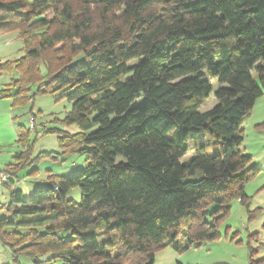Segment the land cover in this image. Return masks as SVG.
I'll use <instances>...</instances> for the list:
<instances>
[{
	"label": "trees",
	"instance_id": "obj_1",
	"mask_svg": "<svg viewBox=\"0 0 264 264\" xmlns=\"http://www.w3.org/2000/svg\"><path fill=\"white\" fill-rule=\"evenodd\" d=\"M12 30L24 46L6 64L20 74L14 104L34 86L61 90L72 102L64 121L81 132L59 133V145L88 156L73 176L50 174L29 200L13 192L0 241L14 256L153 264L157 250H181L180 233L188 247L218 239L260 171L247 168L241 145L264 94V0H0V32ZM213 91L218 102L202 111ZM18 129L21 167L38 133ZM75 187L80 202L67 196Z\"/></svg>",
	"mask_w": 264,
	"mask_h": 264
},
{
	"label": "rangeland",
	"instance_id": "obj_2",
	"mask_svg": "<svg viewBox=\"0 0 264 264\" xmlns=\"http://www.w3.org/2000/svg\"><path fill=\"white\" fill-rule=\"evenodd\" d=\"M23 47L18 31L0 32V171H7L10 166L14 171L11 176L5 173V180L0 179V217L9 216L6 209L11 204L14 191L20 190L23 199L29 200L36 189L47 185L50 174L73 176L86 167L88 159L86 154L79 151L65 153L59 145V133L74 136L81 132L77 124L64 121L72 102L61 94V90L38 93V87L34 86L27 103L14 104L15 89L10 86L20 78V74L12 64H6L23 56ZM211 82L214 89L219 86L217 78H212ZM8 88L11 90L4 92ZM4 93H7L6 96ZM217 102L213 91L201 110L210 109ZM32 108L36 117L32 137L34 139L38 133V138L34 143L31 162L18 167L15 154L23 150L17 141L18 128L20 125L30 128ZM261 123H264V94L257 99L242 123L244 140L241 149L252 156L247 168L260 169L246 183L248 203L244 204L237 198L232 201L230 214L220 222L218 239L196 242L188 247L185 235L180 233L178 240L181 250L171 246L159 249L153 264H251V259L264 258V126H258ZM207 139L205 133L200 135L201 141ZM193 153L191 149L184 159ZM67 196L80 202L81 188H72ZM58 234L72 237L67 231H59ZM0 264H67V261L51 255L39 259L26 256L16 258L11 249L0 241Z\"/></svg>",
	"mask_w": 264,
	"mask_h": 264
},
{
	"label": "built area",
	"instance_id": "obj_3",
	"mask_svg": "<svg viewBox=\"0 0 264 264\" xmlns=\"http://www.w3.org/2000/svg\"><path fill=\"white\" fill-rule=\"evenodd\" d=\"M30 124H31V126H34V118L33 117H31L30 118ZM9 175V174H8ZM6 177H7V174H5V172L3 173L2 171H0V179H2V180H5L6 179Z\"/></svg>",
	"mask_w": 264,
	"mask_h": 264
},
{
	"label": "water",
	"instance_id": "obj_4",
	"mask_svg": "<svg viewBox=\"0 0 264 264\" xmlns=\"http://www.w3.org/2000/svg\"><path fill=\"white\" fill-rule=\"evenodd\" d=\"M46 259H48V257H46Z\"/></svg>",
	"mask_w": 264,
	"mask_h": 264
}]
</instances>
